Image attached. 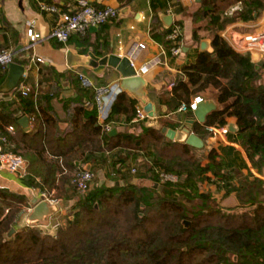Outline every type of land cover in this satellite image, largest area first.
<instances>
[{"label":"trees","instance_id":"trees-1","mask_svg":"<svg viewBox=\"0 0 264 264\" xmlns=\"http://www.w3.org/2000/svg\"><path fill=\"white\" fill-rule=\"evenodd\" d=\"M239 1L202 0L198 14L218 26L224 10ZM0 25L9 30L1 9ZM164 45L170 53L173 45ZM211 47L212 52L198 53L194 63L183 66V79L173 83L166 102L175 112L197 96L213 94L221 109L193 126L200 148L172 142L161 128L149 126L110 137L98 124L96 90L84 87L79 75L71 77L79 105L63 130L51 106L55 94H38L26 84L18 103L0 104L5 150L22 155L27 171L49 191L56 190L55 199L74 189L73 175L87 164L108 169L115 182L79 196L74 215L55 233L38 224L18 228L28 199L0 188V264H264V182L228 169L204 145L207 127H225L233 118L237 144L255 169L264 167V67L217 35ZM137 103L122 92L106 123L114 125L121 115L128 123L136 121ZM24 116L32 123L29 133L19 124ZM10 126L17 137L8 133ZM160 173L178 182H163ZM136 178L150 181L156 190L138 188L132 183ZM231 196L235 203L224 206ZM185 220H191L187 228Z\"/></svg>","mask_w":264,"mask_h":264},{"label":"crops","instance_id":"crops-1","mask_svg":"<svg viewBox=\"0 0 264 264\" xmlns=\"http://www.w3.org/2000/svg\"><path fill=\"white\" fill-rule=\"evenodd\" d=\"M86 1L96 8H115L119 11V16L109 21L106 26L101 25L97 28H91L85 35L72 34L67 43H60L51 39L50 34L54 27L61 23L62 13H74L78 10L79 0H2L0 3V9L9 25V30L6 31L0 25V50L5 48L12 50L16 54V64L25 68L30 67L27 84L34 87L36 93L55 94L51 106L54 115L60 121L62 130L68 126L74 109L79 105L76 101L80 98L76 88L71 83V77L79 75L81 78L89 80L92 83L91 87L95 90L107 86H120L122 79L121 74L110 67H106L99 72V69L89 65L69 66V52L83 58H88L89 54H94L99 58L107 55L128 56L137 74L145 80V100L154 107L155 121L147 118L146 122H142L143 124L135 121L128 123L125 116H118L113 125V129L117 131L116 135L125 132L138 133L141 126L156 129L163 128L160 123L167 125L168 127H164L168 129L177 131L189 116L178 113V109L171 112L175 106L172 104L167 106V98H169L173 83L183 79L181 73L183 66L194 63L198 53H201V42L209 41L210 48L207 52L210 53L212 52L211 39L214 35L223 38L227 42V39L231 36L242 38L250 34L264 32V0H242L237 2L240 3L239 11L232 17H226L224 13L229 8L224 10L220 16L218 26L210 23L209 18L198 14L202 0ZM42 4L55 7L57 12L43 11L41 9ZM168 17L171 18L170 25H168ZM175 25H178L181 29L179 41L181 55L179 56L168 53L164 45V42L168 43V31ZM31 29L40 34L41 39L36 42L33 48L28 49L31 45L28 32ZM83 39H85V42ZM139 44L143 45L144 49H137ZM243 54H246L255 66L264 67V53L250 51L243 52ZM37 58L42 59L44 62L32 61ZM154 61L158 63L149 68L145 74H141L143 66ZM5 72L0 70V80ZM7 74L8 69L6 77ZM126 93L135 98L130 92ZM200 96L204 100L213 101L219 107L213 94L208 93ZM13 102H19L17 90L0 95V104ZM137 102V109L142 108L143 104ZM98 124H100L99 120ZM20 126L26 132L21 124ZM229 126L233 127V132L229 131ZM226 127V133L218 132L215 135L208 134L205 130V150L213 149L228 169L235 170L243 177L257 178L264 182V167L260 171L255 169L249 162L244 150L237 144L238 128L235 119H227ZM30 128L29 132L32 131L31 122ZM13 136L17 137V131ZM106 156H111V153L107 152ZM262 160L264 161V157ZM76 166L80 168L81 164L77 163ZM86 168L93 170L90 164L85 165L84 169ZM93 171L96 174L95 186H114L115 182L108 177V174H110L108 169L100 167L95 168ZM132 172L135 173L136 170L133 169ZM132 183L138 188L144 187L156 190V186L148 180L136 178ZM120 185H123V182ZM0 188L25 196L28 199V207L24 209L19 220V222L26 220L25 226H28L27 219L34 207V200L43 201L44 194L50 198H55L56 194V190L49 191L45 188L42 180L33 176L27 169L21 174H11L0 168ZM79 196L75 189H70L63 198L55 199L58 202L55 204L58 206V212L45 224L38 225L43 228L49 227L51 230H55L57 225H65L67 219L74 215V207ZM234 203L235 198L231 196L225 199L222 204L231 206Z\"/></svg>","mask_w":264,"mask_h":264},{"label":"built area","instance_id":"built-area-1","mask_svg":"<svg viewBox=\"0 0 264 264\" xmlns=\"http://www.w3.org/2000/svg\"><path fill=\"white\" fill-rule=\"evenodd\" d=\"M41 9L46 12H57V9L53 6L46 4L41 5ZM240 9V3L230 7L224 16L232 17ZM119 11L112 7H105L103 9H98L92 6L86 0H79L78 10L74 13H62V21L60 24L56 25L50 34V38L54 39L60 43H67L74 33L85 35L91 28H97L101 25L108 23L109 21L118 18ZM28 36L30 38L31 45L28 49L34 47L37 41L41 39L40 34H37L32 29L29 30ZM181 37V29L178 25L171 28L169 34L167 35V41L173 45L170 53L173 56L181 55V47L175 46L178 39ZM227 44L236 52H250L258 51L264 53V32L250 34L246 37L231 36L227 39ZM137 49H144V46L139 44ZM16 54L12 50H2L0 51V69H8L9 66L15 63ZM33 62L42 63V59L37 58L32 60ZM158 62H149L141 69V74H145L149 68L156 65ZM30 67L25 68L23 77L15 89L18 94L25 92V86L29 78ZM82 83L84 87H91L92 83L82 78ZM122 93L119 85L107 86L103 88L96 89L95 102L98 109V120L100 124L104 127V130L111 132L113 130V124H108L106 121L109 119L112 106L116 101L117 97ZM204 101L202 96H197L191 100V102L186 104H181L177 110L178 113H184L190 110L192 113L197 109V105ZM143 108V107H142ZM142 108L137 109V120L135 122H143L147 119V114ZM31 122V121H30ZM32 124V123H31ZM206 132L211 135H215L218 132L226 133L227 127L209 126ZM10 135L15 134V128L13 126L7 129ZM7 139L0 136V168L7 170L11 174H21L26 170L25 160L22 155L18 153H13L11 151L5 150V145ZM159 178L163 182L177 183L178 178L174 175L169 174H159ZM96 174L94 172L81 170L73 175L71 184L73 188L77 191L80 196L86 195L95 186ZM43 200H48L52 204H57L55 198H50L44 194ZM32 210V209H31ZM30 210V211H31Z\"/></svg>","mask_w":264,"mask_h":264},{"label":"water","instance_id":"water-1","mask_svg":"<svg viewBox=\"0 0 264 264\" xmlns=\"http://www.w3.org/2000/svg\"><path fill=\"white\" fill-rule=\"evenodd\" d=\"M168 25L171 24V18L168 17ZM210 48L209 41H202L200 44V51L207 52ZM69 66L76 65H89L94 68L103 71L106 67L113 68L117 70L122 79L120 81V88L122 91L130 92L137 101L143 104V111L147 114V118L151 121H155L154 107L151 103L145 100V80L137 74V71L133 67L132 61L128 56L120 57L117 55H107L104 57H97L94 54H89L88 58H83L80 56L73 55L71 52L68 54ZM25 72V67L19 64L13 63L8 68V74L5 81L0 86V95L8 94L14 91ZM213 101L204 100L197 105V109L193 112L191 116L181 125L179 130L175 131L168 129L166 127L161 128V134L164 135L168 140L173 142L185 143L189 146L200 148L202 147V142L197 138L192 132V126L195 122L203 124L206 117L216 111L220 110ZM20 124L26 132L31 130L30 128V118L24 117L20 121ZM229 131L233 132V127L229 126ZM116 129L109 132V136L112 137L116 135ZM79 165V164H78ZM85 170L90 171V168ZM34 207L32 212L29 214L27 219V224L37 225L45 224L51 217H53L58 212L57 205H51L49 201H38L34 200ZM14 231L10 235H12Z\"/></svg>","mask_w":264,"mask_h":264},{"label":"rangeland","instance_id":"rangeland-1","mask_svg":"<svg viewBox=\"0 0 264 264\" xmlns=\"http://www.w3.org/2000/svg\"><path fill=\"white\" fill-rule=\"evenodd\" d=\"M189 222H191V220H185V221H183V226L185 227V228H187L190 224H189ZM62 224H64V223H62ZM26 225V220H24V221H21V222H19V224H18V227L19 228H22L23 226H25ZM61 225H57L56 226V228H55V230H51V229H49V227H44V228H46V229H49L52 233H55L56 231H57V229L60 227ZM43 228V227H42Z\"/></svg>","mask_w":264,"mask_h":264}]
</instances>
